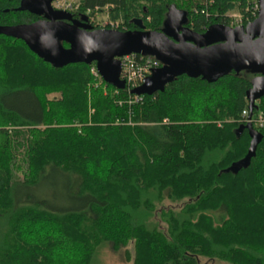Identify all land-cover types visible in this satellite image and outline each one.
Returning <instances> with one entry per match:
<instances>
[{"label":"trees","instance_id":"16d2710c","mask_svg":"<svg viewBox=\"0 0 264 264\" xmlns=\"http://www.w3.org/2000/svg\"><path fill=\"white\" fill-rule=\"evenodd\" d=\"M76 1L73 16L127 30L160 29L173 6L197 33L231 11L251 21L256 2ZM17 3L0 0V25L39 18ZM92 63L53 66L0 33V264H104L105 248L131 264H264V95L238 165L257 73H181L137 95L96 83ZM50 176L54 195L31 191Z\"/></svg>","mask_w":264,"mask_h":264},{"label":"water","instance_id":"95a60500","mask_svg":"<svg viewBox=\"0 0 264 264\" xmlns=\"http://www.w3.org/2000/svg\"><path fill=\"white\" fill-rule=\"evenodd\" d=\"M50 1L18 0L19 11L27 10L39 18L34 22L0 25V33L25 41L37 56L53 66L93 61L101 80L117 89L125 86L119 78V56L137 52L159 57V67H153L143 82L131 89L135 94L160 91L181 73L213 82L229 70L238 73L249 69L257 74L246 91L248 116L254 100L264 95V0H258V14L251 21L236 26L213 22L198 33L183 25L185 11L173 6L168 8L160 29H147L137 18V28L127 30L91 27L86 23L87 15L74 17L67 10L53 8ZM245 126L251 134V146L239 166L249 161L259 135L250 121Z\"/></svg>","mask_w":264,"mask_h":264},{"label":"built area","instance_id":"2783aa9c","mask_svg":"<svg viewBox=\"0 0 264 264\" xmlns=\"http://www.w3.org/2000/svg\"><path fill=\"white\" fill-rule=\"evenodd\" d=\"M258 0L254 2V12H253V17H255L258 14ZM50 3L52 4L53 8H57L59 10H67L71 13L74 12V10L78 6V2H72L71 0H51ZM230 21L229 24L236 26L237 24H245L246 22H249L250 20L245 17L243 22L242 17L240 16L241 14L239 12L234 13L230 12L229 13ZM93 16L91 19H88V23L91 24L90 21H92ZM96 21L94 24H91L93 27H111L114 29H117L116 23H113L112 21H108L107 17H103V19H100L98 15H96ZM119 61H120V73H119V78L122 79L125 82V85L128 86L129 90L133 89L135 86H139L142 82L143 79L146 77L147 74H149L152 70L153 67L157 68L160 65V61L156 60L155 57L153 56H147L146 54L142 53H137V52H131V54H124L122 56H119ZM90 72L94 76V81L96 83H100L101 77L100 73L98 72L97 68L95 67V63L93 62L90 65ZM135 94V93H134ZM140 95V94H137ZM243 116H246V121H250L251 125L255 124H260L263 121L262 116L260 114H257V117H252L248 116L246 109H243L241 111Z\"/></svg>","mask_w":264,"mask_h":264},{"label":"rangeland","instance_id":"374dc122","mask_svg":"<svg viewBox=\"0 0 264 264\" xmlns=\"http://www.w3.org/2000/svg\"><path fill=\"white\" fill-rule=\"evenodd\" d=\"M71 1L72 2H76V0H71ZM231 12H234V11H231ZM101 13L102 12H100V13L98 12L96 15L102 17ZM234 13H236V12H234ZM146 55L147 56H153V57H155L156 60L159 59V57L157 58L153 54H146ZM243 72L246 73V70H244ZM53 94H55V93L47 94V96L49 98H51V96H53ZM56 183H59L58 177H55V176H52L51 177L50 176V177H48L47 181L43 183V187H41L39 189L38 188H35V189L31 190V191L34 192L35 194H39V196L49 195V194L54 195L53 194V190H55V189H53L52 186H54ZM58 190H59V188H58ZM58 196H59V194H58ZM128 246L130 247V245H128ZM102 256H103V259H104V264H131V260H126L125 261L123 259V255H121V252L120 251L112 252L111 253L108 250V248H105L104 249V254H102Z\"/></svg>","mask_w":264,"mask_h":264},{"label":"flooded vegetation","instance_id":"af4514ba","mask_svg":"<svg viewBox=\"0 0 264 264\" xmlns=\"http://www.w3.org/2000/svg\"><path fill=\"white\" fill-rule=\"evenodd\" d=\"M74 17H79V16L77 15V16H74ZM88 21H89V20H87L86 23L90 26L91 24L88 23ZM183 25H185V24H183ZM91 27H93V26L91 25ZM64 45H65V44H64ZM65 46H67V45H65Z\"/></svg>","mask_w":264,"mask_h":264}]
</instances>
